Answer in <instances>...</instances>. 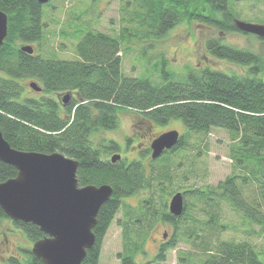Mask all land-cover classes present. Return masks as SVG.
Segmentation results:
<instances>
[{
	"label": "trees",
	"instance_id": "16d2710c",
	"mask_svg": "<svg viewBox=\"0 0 264 264\" xmlns=\"http://www.w3.org/2000/svg\"><path fill=\"white\" fill-rule=\"evenodd\" d=\"M133 1L138 6L136 20L146 26L143 33L124 27L115 35L90 28L81 34L75 45L76 57L61 59L43 57L35 48L32 54L21 49L26 42L41 43L43 40L46 23L42 17L44 7L51 5V0L45 4L38 0H0V10L8 14V35L0 47V129L3 136L11 146L20 150L60 151L77 159L76 174L80 185L109 183L114 187L112 197L103 203L97 214L98 221L93 229L96 243L87 250L82 264H99L103 239L122 201L151 185L149 173L141 160L111 162L101 158L104 144L98 145L94 135L100 130L116 129L121 110H137L142 118L157 124L181 119L186 132L181 134L178 144L165 153L180 149L193 132L205 135L213 128L229 130L240 141L232 149L237 164L246 168V162L253 159L256 167L249 170V175L228 176L216 189L198 187L185 192L200 200L223 196L235 211L243 215L244 222L254 220L264 225V56L251 49L224 43L221 41L223 37L217 36L207 40L208 51L216 58L246 66L244 73L210 66L193 67L180 73L168 69L165 59L158 77L128 75L121 67L122 53L128 48L125 38L162 36L182 21L215 27L221 33L250 34L235 24L239 15L233 3L237 0ZM26 78L38 81L42 95L26 94L23 84ZM66 91L74 92L77 99L62 107L58 94ZM109 143L116 148V141L111 139ZM16 174L12 165L0 160V182ZM248 180L256 183L259 200L247 201L243 197L240 186ZM184 214L186 208L181 216L167 211L162 220L178 226ZM134 218L131 220L134 223L143 222L140 214ZM4 219L9 217L0 206V223ZM14 223L33 242L44 237L35 224ZM175 246L174 236L162 245L154 259L144 264L163 261L166 252ZM125 247L126 250L118 255L121 264H135L142 243L130 239ZM217 248L218 252L212 253L205 264H264L261 251L248 241H222ZM30 249L22 248L28 255L25 264H42ZM11 261L23 264L15 257Z\"/></svg>",
	"mask_w": 264,
	"mask_h": 264
},
{
	"label": "rangeland",
	"instance_id": "374dc122",
	"mask_svg": "<svg viewBox=\"0 0 264 264\" xmlns=\"http://www.w3.org/2000/svg\"><path fill=\"white\" fill-rule=\"evenodd\" d=\"M130 1L51 0V5L44 7L42 18L46 26L43 40L41 43L25 44L33 45L34 50L43 57L71 59L76 57L75 45L79 37L90 28L115 35L120 34L124 27L142 32L146 26L136 20L138 6L135 1ZM233 5L239 15L237 19L264 24V0H237ZM217 36H222L221 41L224 43L251 49L264 56V41L256 35L221 33L215 27L195 21H182L162 36L125 38L128 48L122 53L121 67L128 75L158 77L165 59L168 69L180 73L189 68L206 66L244 73L246 66L216 58L208 51L207 40ZM31 81L38 83L35 78L23 81L26 94L42 95L30 86ZM184 126L181 119L157 124L142 118L137 110L126 109L120 111V123L116 129L100 130L94 135L98 145H107L113 139L119 145L118 151L128 156L129 161L141 160L151 181V185L122 201L103 239L99 264H121L118 255L126 250L125 244L130 239L142 243V248L135 256L137 263L146 262L154 259L163 243L174 236L176 246L166 252L163 261L155 264H205L204 261L212 253L218 252L217 246L222 241H248L261 251L260 257L264 259V225L254 220L244 222L243 215L235 211L231 202L223 196L213 198L215 200H200L192 193H185L186 214L179 220L178 226L162 220L163 213L169 210V200L176 191L198 187L216 189L228 176L249 175V170L256 167L253 159L246 162V168L237 164L232 149L240 141L224 128H213L205 135L193 132L187 136L185 145L180 149L174 153H164L153 160L152 151L149 150L152 139L170 129H177L184 134ZM127 138H131L128 145L125 144ZM248 181L240 186L243 197L247 201L259 200V190L254 186L256 183ZM131 210L135 212L131 213ZM138 214L143 222L131 221ZM33 243L12 219H4L0 223V264H13L12 257L25 264L28 255L22 248H32Z\"/></svg>",
	"mask_w": 264,
	"mask_h": 264
},
{
	"label": "water",
	"instance_id": "95a60500",
	"mask_svg": "<svg viewBox=\"0 0 264 264\" xmlns=\"http://www.w3.org/2000/svg\"><path fill=\"white\" fill-rule=\"evenodd\" d=\"M45 4L50 0H38ZM238 29L264 38V24L235 19ZM8 35V14L0 10V47ZM22 51L30 54L34 46L23 44ZM30 86L42 88L36 81ZM71 93L64 94V100ZM180 140V132L171 129L153 138L151 143L154 159L166 150L174 148ZM121 159L113 154L112 162ZM0 160L17 170L14 177L0 182V206L14 222L22 221L37 225L44 237L36 240L32 253L42 264H82L87 250L95 246L94 227L103 203L113 195L109 183L80 185L77 177L79 161L62 152L51 153L20 150L6 140L0 129ZM169 211L181 216L185 210L184 195L175 193L169 200ZM135 264H144L136 262Z\"/></svg>",
	"mask_w": 264,
	"mask_h": 264
},
{
	"label": "flooded vegetation",
	"instance_id": "af4514ba",
	"mask_svg": "<svg viewBox=\"0 0 264 264\" xmlns=\"http://www.w3.org/2000/svg\"><path fill=\"white\" fill-rule=\"evenodd\" d=\"M66 93V92H65ZM58 98H59V102H60V105L62 106V107H65L66 105H68V104H71L72 102H73V100H75V99H77V95L74 93V92H72L71 93V96H70V98L67 100V102L64 100V94L61 92V94L59 93L58 94ZM171 130V129H170ZM167 131V130H166ZM180 132V131H179ZM180 136H181V132H180ZM157 137V136H156ZM181 138V137H180ZM125 140H127L126 141V145H128V144H130V141H131V138H127V139H125ZM152 141H153V139H152ZM152 141H151V143H152ZM102 146V145H101ZM150 148H151V145H150ZM148 149H149V147H148ZM173 149V148H172ZM118 150H120V148H119V145H118V143H117V145H116V148H112V145L108 142V144L107 145H105L104 144V147L102 146V148H101V158L103 159V160H110L111 162H112V156H113V154H117V153H119L120 155H121V159H119V160H117V161H123V160H125V161H128V162H130L129 161V157L128 156H125L123 153H121L120 151H118ZM149 150H151L152 151V149H149ZM166 151H168V150H166ZM165 151V152H166ZM164 152V153H165ZM143 154V153H142ZM135 160H138V159H135ZM186 190H181V192L183 193V195H184V206H185V208H186V202H185V192ZM176 192H178V191H176ZM175 192V193H176ZM174 193V194H175ZM173 194V195H174ZM172 198V197H171ZM171 200V199H170ZM169 203H170V201H169ZM168 206H169V204H168ZM170 210V209H169ZM168 210V211H169ZM171 213V212H170ZM172 214V213H171ZM214 218V217H213ZM169 223H171V222H169ZM173 224V223H172ZM174 225V224H173ZM167 237V232H165V235H164V238H166ZM170 240V239H169ZM169 240L168 241H166L165 243H168L169 242ZM164 244V243H163ZM150 260H152V259H150Z\"/></svg>",
	"mask_w": 264,
	"mask_h": 264
},
{
	"label": "clouds",
	"instance_id": "9594fccd",
	"mask_svg": "<svg viewBox=\"0 0 264 264\" xmlns=\"http://www.w3.org/2000/svg\"><path fill=\"white\" fill-rule=\"evenodd\" d=\"M183 211H185V210H183Z\"/></svg>",
	"mask_w": 264,
	"mask_h": 264
}]
</instances>
